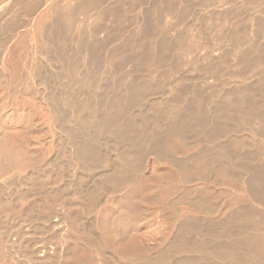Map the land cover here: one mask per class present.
<instances>
[{
	"label": "rangeland",
	"instance_id": "374dc122",
	"mask_svg": "<svg viewBox=\"0 0 264 264\" xmlns=\"http://www.w3.org/2000/svg\"><path fill=\"white\" fill-rule=\"evenodd\" d=\"M253 1L254 0H226L225 2H221V0H99L101 9L105 14V22L103 24H101L98 19L94 20L96 19V17L93 16L95 13H80V15L78 14V16L73 17V22L64 19L63 16L56 17L53 20L52 28L49 31V39L51 40L50 42L53 44V47L55 48L58 46L60 50H65V61L70 62L71 64L74 63L75 69H70L68 64L62 65L61 67L62 62H59L58 60L55 62V68L50 69L49 65L39 58V55H37L34 50V43L30 42L29 44V41H31V38L29 37L33 30L32 23H34L35 17L28 15L26 17L25 11L19 10L20 14L18 13L17 19L19 18V21L23 19L22 21L25 24H23L22 21L19 22V27L22 28L20 30L18 28V32L16 31V42L8 48L7 46L6 48H3L4 46L0 44L2 47L0 48V160H5L7 157L15 137L19 135L21 125H27L28 123L29 125H32L33 123L32 126L35 129L33 130L34 137L46 134L47 137L50 138H48L50 143L48 141L46 142L44 150H46L45 152L48 151V153L52 154H50L51 158H49V156L47 157V162L50 159L48 162L49 165L47 163L42 170L31 172L26 169L25 162L28 159L25 151H23L18 158L20 159L19 161H21V167L18 165L20 170L17 168L19 172H21V170H26L25 176L22 178L6 173L7 176L10 174L9 178L11 179L9 181V178L4 177L5 173L1 170L4 175L0 172V198L13 201L11 203L12 206H8L11 218L3 219V216L1 217V220L3 219L6 223V227L0 230L1 234L6 237L10 235V231L15 233L14 231L16 230L18 233L17 230H19V228L21 233L28 234L33 229L35 231L41 229L44 231L43 236L45 237V241L36 240L34 245H41L43 242L49 245L51 244L50 246L53 248L55 247L54 244L57 245L58 242L54 237L58 234V231L52 228L53 220L51 223L45 221L47 223L43 224L44 222H42L41 219L46 218H42V215L44 217V213L40 212L42 211V208H39L37 204L33 205L30 207L32 208V213L30 214L26 213L24 207L20 208L21 202L27 201L26 197L29 192L28 188L25 185H22V183H24L23 180L28 177V175L33 174L34 177L38 178L41 182L44 181L46 183V189L49 191L51 190V192L54 191L58 185L61 186L62 189L64 188L63 195L67 201L64 211H66V215H68V221L62 232L66 235V239L69 242L67 248L72 247V245L76 243L83 244L87 241L91 242L95 237L93 233L99 237L104 247H106L103 255H95L96 253L91 250L90 253L89 249H92L90 246L89 249L82 247L85 251L83 255L85 258L82 257V252L84 251L79 249V251H73L76 259H86L87 256V258L91 257L95 264H117V261L113 260V258L119 250V252L128 253L127 255L132 261H151L158 257L159 254H164V244L172 239L174 233L179 230L181 226L183 229L182 233L186 230L187 233L185 232V235L188 234L186 238L185 236L184 238L187 239L188 237V241H193L195 243L192 242L193 245L199 243L217 245L218 243V245L221 246L224 242L225 244L227 242V244H230L238 241L241 237H244V233H239L237 229L235 230L234 227L230 225V216L232 212L243 210L245 213H248L247 211L250 212L251 210L252 214L257 215L262 213L264 215L263 207L250 199L244 184L243 186L242 183L230 178L228 174L233 173V168L231 166L227 167L229 169H227V172L223 173L222 176L219 173H210L211 176H207L208 178L204 177V175H200L203 172V169H201L203 168L201 167L203 164L202 157L207 156L213 149V146H215L214 144L206 142V139L203 140V138H205V136L207 138L210 137V135H217L219 138L221 137V141L219 140L220 144L223 143L226 145L227 149H229V145L234 139H238L242 142L244 148H239L238 152L242 155V165L246 167L248 165V177H250L252 182V188L255 187L257 190V187H261L259 186L260 181L262 183L264 182V157L260 156L263 152L261 151V148L264 146V139L262 140V138H258L257 140H253L250 134L252 131H258L261 134L264 131L263 122L260 120L262 118L264 121V30L262 29V24L264 23V7L261 8L260 5L258 7L253 5ZM0 2L6 3V5L5 3H1L2 5L0 4V15H4V17L7 16L10 19L9 15L13 12L10 8L12 7L13 9L16 0H0ZM66 2H68V0H66ZM168 6L172 8V12L176 11L178 13L179 18L177 17L178 19L176 18L175 21V19L167 15L168 18L166 19L165 17H161L159 24L154 15L156 8L163 9ZM122 7L124 10H122ZM143 7L145 9H143ZM46 8L47 6H44L42 10ZM8 9H10V11H8L7 14V11L5 10ZM254 9L256 10L254 11ZM121 10L124 11L123 17L117 14L118 12L120 13ZM3 11L6 13H3ZM21 12L23 14H21ZM19 15L21 17L25 16L24 18H21ZM1 16L0 22L8 20L7 17H5L6 19L4 18V20H1V18L3 19V16ZM178 20L181 22H177ZM66 21L69 22L67 23ZM137 22L139 24H136ZM22 24L25 26L26 30L23 28ZM68 24L70 25L68 26ZM196 25L197 28H199V25H206L207 30H209V42L206 43L207 46L209 45V52H207V48L198 38V32L195 27ZM137 27H140V30ZM164 27L166 31H164ZM138 31L140 32L138 33ZM4 33L5 32L3 31L2 35H4ZM251 33L255 36L253 42H250L249 39L242 38L243 34L249 35ZM17 41H19V44L21 43V46ZM63 45L66 47L64 48ZM148 45L149 48L151 47L150 49L148 48ZM111 47L115 49L124 48L126 53L130 52V54H128V59L123 61V63L118 64L116 57L118 54L117 52L115 53V57H104V51ZM180 47L182 48L180 49ZM214 48H219L220 52L214 51ZM6 49L8 50L6 51ZM59 49L55 53L59 52ZM152 49L153 52H151ZM84 54L88 55L86 62H82L80 58L77 60V55ZM165 60L170 63L169 67L171 69L161 65ZM212 68L216 69V75H213L211 72ZM30 70H32V72H30ZM157 71L163 72L159 73ZM152 73H154V75ZM153 76H155V78ZM16 79L23 83V86L22 84L20 86L21 90H24V92H22L23 95L21 93H14L15 87L13 90V86L7 88V83L10 84V81L13 83ZM149 80L153 81L151 82ZM41 83H43L42 85H49L48 89L50 90V93L53 92L54 94L56 91L55 94L57 96H60L61 98L64 97V101L65 103L67 102V105L70 104L71 100H74L79 102V104L82 103L83 105H88V109L92 110L95 103L94 98H100L99 101L102 102V104H109L108 110L100 109L99 117H97V119L93 116V113L89 112V110L87 112L88 114L86 113L85 115L84 113V115L82 114L81 116V113L70 105L65 109L66 123L64 122V127L67 130V135L72 137L77 134L78 139L76 144L79 145L81 149L85 146L83 148H87V152L90 150V153H94L92 156L89 152V155L82 156L85 159H88L87 161L82 158L84 161H91L89 162L90 164L83 161L80 162V166L74 161H70L69 158L76 154V150L73 147L71 148L72 145L66 139L64 144L66 158L64 157L65 159L62 160V163L64 164L61 165V174L58 173L59 171L55 162L51 160L53 159L52 157H54L53 152L55 150V143L54 141L52 142L53 138L50 136L53 129V124H51V122L54 118L51 111H49L50 109L44 105L43 100L40 98L41 94H38L39 90L37 89L40 88H38V86H41ZM25 84L27 85V88L24 87L26 86ZM123 86L126 87L127 90L125 93L120 91V87L123 88ZM59 87H61V91L59 90ZM29 88V92H25V90ZM62 89L64 91H62ZM57 91L62 94H58ZM128 93H130V95ZM10 94L15 96H9ZM117 94L121 95L118 96ZM180 94L181 96H179ZM19 97L23 98L19 99ZM17 98L20 102L22 100L21 103L24 101L25 108L29 111L30 117L28 118L30 121L27 120L28 123L22 121V117L15 119L17 116H12V114H9V112L7 113V110L5 109L8 100H15V103H18L19 101H17ZM117 98L122 100L119 101V103H121V107L119 108L120 112L116 111L117 109L114 108V113H119L118 115H114L116 116L117 121L110 122V124L100 128V124H96V122L98 120L103 121L107 116L114 114L111 110V105H114L115 102H117ZM252 101L255 104V107L252 108L251 111L254 110L253 112L256 115H250L251 112L249 108L253 104ZM237 105L238 107H242V109L235 113L233 112V108ZM74 111H76V113H74ZM110 112H112V114ZM78 115L80 116L79 118L82 119L81 125L77 122L76 116ZM90 119H94L96 122L93 120L91 121ZM240 119L244 120V122L239 123ZM83 121H86V124H83ZM19 122H21V125ZM224 122L226 126L224 125ZM260 122L262 124H259ZM51 126L52 128H50ZM116 128L118 131H115ZM131 130L133 135L127 133ZM113 131L116 134H114ZM166 131L174 132V134L178 135H184L189 139V145L177 151L174 156L176 164H179L178 166H180L179 170L181 171L183 169L181 171L182 173L189 171L194 175L192 176L194 177L193 181L191 180L188 182L190 183H187L188 185H185L184 183H175L170 186V182L165 178L166 175L170 172L179 173L180 171L170 165V161L166 155L161 156L159 160L154 156L155 152L152 149V143L160 141L162 144L163 139L160 136ZM114 135H118V137H123L125 135L126 139L124 136L123 138L119 137L120 139L122 138L120 140ZM129 135H131L132 138ZM113 137L116 139L114 140ZM151 139L154 140L152 143H149V140L151 142ZM115 142L119 144L120 151L122 152L125 151L126 146L130 147L131 151L126 150L127 152H124L126 154L130 151L132 154L130 159L125 157V159H128H126L128 163L126 162L125 164V170L121 167L118 168L119 165L116 163L115 159L117 157V151L115 152L113 149ZM51 143L53 145H51ZM172 143L169 141L166 145L168 144L169 146L172 145ZM149 145L152 150L148 149ZM232 145H234V143H232ZM124 147L125 149L122 150ZM210 148L212 149L210 150ZM83 151L85 150L83 149ZM200 162L201 164L199 165ZM115 165H117L118 168L116 169L118 170L117 172L114 171ZM87 168L90 169L87 170ZM113 171L115 174L121 176L128 173L127 175L130 179V183L128 181L126 182V185L124 184L123 192L119 191L116 193L117 191L115 192L114 190L109 189L111 186L109 185V181ZM125 171L126 173H123ZM14 178L20 180H15ZM17 182L21 186L17 185ZM127 183H129V185H127ZM262 183H260V185ZM255 188L253 189L255 190ZM213 196L214 198L221 199L224 204L218 209L214 208L216 213L209 214L207 212L208 210H206L209 208H205V206H207L205 203L210 201ZM243 197H247L248 199H243ZM127 200L131 202L135 201L136 204H138L137 206H140L141 208H131ZM70 201H72V203ZM195 201L201 203L199 204L201 206L198 205L197 208H190L189 204H195ZM250 202L252 206L251 209L242 208L248 204L250 205ZM15 203L17 204V207H14L16 206ZM240 203L241 206L238 205ZM168 204H173L175 207L171 205V208ZM231 206L234 207L231 208ZM138 209L139 211H137ZM216 209L218 211H216ZM27 216H29L31 220L33 219L31 223L26 221L28 219ZM69 218H72V220H69ZM254 219L256 222H254ZM254 219L251 221V224H245L244 227H247L248 225L264 226V220L259 221L257 218ZM76 222L79 223L77 224ZM73 224L75 226H73ZM226 226L227 228L230 227V229H227ZM70 227H72V229ZM174 227H176V229ZM84 228L86 230H83ZM91 228H93L92 233ZM90 229L91 231L89 233ZM231 229L232 231H235L232 232ZM74 230L78 231V233ZM198 231L200 235H198ZM216 240L220 241L217 242ZM138 241L140 243H137ZM139 244H141V247ZM166 245L167 243L165 246ZM136 246H139L142 251H137ZM139 247H137L138 250ZM192 251L194 255L191 253ZM192 251H190V253H165L174 263L182 261L184 258L188 261L191 258L196 260L191 264H196V262L198 264L201 263L200 260L197 259L199 255L196 254L198 253L196 249H192ZM219 251L223 250L220 249ZM211 252L212 253L208 252L206 255H210L208 258L216 261L214 259L217 258L218 254L216 252L218 251L213 250ZM17 259L25 264V260H21L20 256H16L14 259L9 258L6 261L11 263L14 260L15 262L18 261ZM63 260L66 262V259L63 258L61 259V263ZM125 262L126 261H124V263ZM120 264H122V262H120Z\"/></svg>",
	"mask_w": 264,
	"mask_h": 264
},
{
	"label": "bare ground",
	"instance_id": "6f19581e",
	"mask_svg": "<svg viewBox=\"0 0 264 264\" xmlns=\"http://www.w3.org/2000/svg\"><path fill=\"white\" fill-rule=\"evenodd\" d=\"M7 1V0H6ZM14 1V0H13ZM64 0H16V2H15V6L13 7V9H12V7L10 8L11 9V11H13L12 12V17H11V15H9L10 16V19L7 17V16H5V17H7V19L8 20H4V15H2L3 16V19L1 18V20H4L3 22H0V44H2V46H4L3 48H6V46H7V48L8 47H10V45L12 46V44L14 45V42H16L15 41V38H16V31L18 32V28H19V30L22 28V27H19V22H21V21H19L20 19L18 18L17 19V16H18V13L20 14V12H19V10L20 11H25V15H26V17H27V15L28 16H34L33 18H34V23H32L33 25H32V33H31V35H30V37L29 38H31L30 40L31 41H29V44H30V42H33L32 44L34 45L33 47H34V50L36 51V53H37V55H39V58H41L42 60H44L45 62H46V64L47 65H49V67H50V69L52 68V69H54L55 68V62L58 60L59 62H62L61 63V67H62V65H65V64H68V67L70 68V69H75L74 67V63L73 64H71L70 62H67V61H65L66 60V58H64V54H65V50H60L59 49V47L57 46V47H53V44H51V40L49 39V31L51 30V28H52V23H53V20L56 18V17H58V16H63L64 17V19H68V20H73V17H75V16H78V14L80 15V13L81 14H85V13H87V14H90V13H95L93 16H95L96 17V19H94V20H99L100 22H101V24H103L104 22H105V20H104V17H105V14L103 13V10L101 9V6H100V4H99V0H68V2H66V0L63 2ZM226 0H221V2H225ZM10 2V1H9ZM2 2H0V4H1ZM5 3V2H4ZM4 3H2V4H4ZM205 3V2H204ZM220 3V2H219ZM238 3V2H237ZM260 3H262V4H260ZM1 4V5H2ZM182 4V3H181ZM181 4H180V6H181ZM221 4H223V3H221ZM5 5H6V3H5ZM253 5H255V6H261V8L262 7H264V0H254L253 1ZM44 6H47V8L46 9H44V10H42L43 8H44ZM226 6V5H225ZM228 6V5H227ZM255 6H252V7H255ZM182 7V6H181ZM179 8V7H178ZM10 9H8V10H5V11H7V14H8V11H10ZM141 9V8H140ZM143 9H145L144 7H143ZM122 10H124L123 9V7H122ZM120 11V13L118 12L117 14L118 15H120V16H122L123 17V15H124V11ZM172 10V8L170 7V6H168L167 8H163V9H157L156 8V12L154 13V15L156 16L155 18H156V20H157V22L159 23V21H160V19H161V17H165V19L166 18H168V16L169 17H171V18H173V19H175V21H176V18L178 17V13L176 12V11H174V12H172L171 11ZM239 10V9H238ZM256 9H254V11H255ZM5 11H3V13L5 12ZM141 11V10H140ZM178 11H180V10H178ZM112 12V11H111ZM2 13V12H1ZM2 13V14H3ZM6 13V12H5ZM11 13V12H10ZM140 13V12H139ZM253 13V12H252ZM258 13V12H257ZM6 14V15H7ZM21 14H23L22 12H21ZM255 14V13H254ZM24 15V16H25ZM168 15V16H167ZM1 16V15H0ZM1 16V17H2ZM20 16V15H19ZM24 16H20L21 18H24ZM88 16V15H87ZM126 16V15H125ZM232 16V15H231ZM26 17H25V19H26ZM66 17V18H65ZM95 17H93V18H95ZM191 17V16H190ZM233 17H234V15H233ZM28 18H30V17H28ZM32 18V19H33ZM179 18V17H178ZM177 18V19H178ZM227 18V17H226ZM6 19V18H5ZM121 19V18H120ZM184 19V18H183ZM192 19V18H191ZM225 19V18H224ZM63 20V19H62ZM170 20V19H169ZM179 20H182V19H179ZM177 21V22H181V21ZM74 21V20H73ZM72 21V22H73ZM91 21V20H90ZM138 21V20H137ZM172 21H174V20H172ZM184 21V20H183ZM252 21V20H251ZM25 22V21H24ZM67 22V21H66ZM69 22V21H68ZM67 22V23H68ZM71 22V23H72ZM96 22V21H95ZM99 22V23H100ZM188 22V21H187ZM250 22V21H249ZM22 23H23V21H22ZM28 23V22H27ZM27 23H26V25H27ZM222 23V22H221ZM253 23V22H252ZM23 24H25V23H23ZM23 24H22V26H23ZM29 24V23H28ZM136 24H139L138 22L136 23ZM160 24V23H159ZM224 24V23H223ZM30 25V24H29ZM28 25V26H29ZM70 24H68V26H69ZM75 25V24H74ZM178 25H179V23H178ZM229 25V24H228ZM251 25V24H250ZM136 26H138V25H136ZM172 26V25H171ZM27 27V26H26ZM30 27V26H29ZM28 27V28H29ZM155 27V26H154ZM177 27V26H176ZM196 27V29H197V32H198V38H199V40H200V42H202L204 45H205V47L207 48V52H209L210 51V48L207 46V44L206 43H208L209 42V34H208V32H209V30H207V26L206 25H199V28H197V25L195 26ZM225 27V26H224ZM23 28L25 29V26H23ZM138 29L140 28V27H137ZM24 29H22V30H24ZM104 29H106V28H104ZM164 29V31H166L165 30V27L163 28ZM180 29V28H179ZM262 29L264 30V23L262 24ZM26 30V29H25ZM140 30V29H139ZM5 32L4 33V35H2V32ZM29 31V30H28ZM27 31V32H28ZM140 31H138V33H139ZM162 32V31H161ZM214 32V31H213ZM212 32V33H213ZM220 33V32H219ZM229 33V32H228ZM19 34V33H18ZM22 34V33H21ZM30 34V33H29ZM57 34V33H56ZM216 34V33H215ZM218 34V33H217ZM21 36V35H20ZM48 36V37H47ZM18 37V36H17ZM24 37V36H23ZM242 38H244V39H249V41L250 42H253L254 41V39H255V36H254V34H249V35H247V34H243V36H242ZM140 39V38H139ZM213 39V38H212ZM237 39V38H236ZM71 40V39H70ZM143 40V39H142ZM154 40V39H153ZM132 41V40H131ZM135 41V40H134ZM231 41V40H230ZM233 41V40H232ZM244 41V40H243ZM19 41H17V43H18ZM63 42V41H62ZM65 42H66V40H65ZM184 42V41H183ZM182 42V43H183ZM197 42V41H196ZM238 42V41H237ZM74 43V42H73ZM127 43V42H126ZM152 43V42H151ZM151 43H150V46H151ZM188 43V42H187ZM249 43V42H248ZM19 44V43H18ZM21 44V43H20ZM19 44V45H20ZM61 44V43H60ZM63 44H64V42H63ZM198 44H199V42H198ZM214 44V43H213ZM17 45V44H16ZM26 45V44H25ZM76 45V44H75ZM127 45V44H126ZM135 45V44H134ZM200 45V44H199ZM21 46V45H20ZM27 46V45H26ZM25 46V47H26ZM64 46V45H63ZM63 46H62V48H63ZM113 46H115V45H113ZM188 46H190V45H188ZM249 46V45H248ZM32 47V48H33ZM66 46H64V48H65ZM127 47V46H126ZM125 47V48H126ZM211 47V46H210ZM217 47V46H216ZM0 48H2L1 47V45H0ZM16 48V47H15ZM56 48H58L60 51L59 52H57V53H55L56 51H58V49H56ZM148 48H149V45H148ZM151 48V47H150ZM149 48V49H150ZM182 47H180V49H181ZM188 48V47H187ZM137 49H138V47H137ZM189 49V48H188ZM2 50V49H1ZM8 49H6V51H7ZM26 50V49H25ZM33 50V51H34ZM157 50V49H156ZM185 50V49H184ZM214 51H218V52H220L219 51V48H214L213 49ZM20 51H21V49H20ZM30 51H32V50H30ZM34 51V52H35ZM113 51H115V52H113ZM166 51H167V48H166ZM25 52V51H24ZM29 52V51H28ZM85 52V51H84ZM88 52V51H87ZM118 53L117 54V63L118 64H120V63H123V61H125L126 59H128V57H129V55L128 54H130V52L129 53H126V50L124 49V48H121V49H118V48H113V47H111V48H108L106 51H104V54H105V56L104 57H107V56H109V58H111L112 56L113 57H115V53ZM128 52V51H127ZM147 52V51H146ZM151 52H153V49L151 50ZM186 52V51H185ZM3 53V52H2ZM35 53V54H36ZM78 53V52H77ZM184 53V52H183ZM150 54V53H149ZM149 54H148V56H149ZM185 54V53H184ZM1 55V54H0ZM3 55V54H2ZM6 55H8V54H6ZM17 55H18V52H17ZM23 55V54H22ZM76 55V54H75ZM189 55V54H188ZM238 55V54H237ZM36 56V55H35ZM58 56V57H57ZM164 56V55H163ZM230 56V55H229ZM6 57V56H5ZM24 57V56H23ZM102 57H103V54H102ZM160 57V56H159ZM7 58V57H6ZM17 58H19V57H17ZM26 58V57H25ZM69 58V57H68ZM78 58H80L81 59V61L82 62H86L87 61V59H88V55L87 54H84V55H77V60H78ZM3 59V58H2ZM24 59V58H23ZM22 59V60H23ZM131 59V58H130ZM149 60V59H148ZM154 60H155V58H154ZM186 60V59H185ZM110 61V60H109ZM21 62V61H20ZM25 62V61H24ZM67 62V63H66ZM172 62V61H171ZM209 62V61H208ZM113 63V62H112ZM149 63V62H148ZM23 64V63H22ZM25 64V63H24ZM33 64V63H32ZM57 64V63H56ZM161 64V63H160ZM1 65V64H0ZM35 65V64H34ZM158 65V64H157ZM162 66H166V67H168V68H170L169 66H170V63H168L166 60L165 61H163V64H161ZM105 66V65H104ZM109 66V65H108ZM145 66V65H144ZM172 66V65H171ZM226 66V65H225ZM27 67V66H26ZM111 67V66H110ZM257 67V66H256ZM35 68V67H34ZM65 68V67H64ZM152 68V67H151ZM155 68V67H154ZM153 68V69H154ZM110 69V68H109ZM171 69V68H170ZM155 70V69H154ZM157 70V69H156ZM165 70H166V68H165ZM164 71V70H163ZM162 71V72H163ZM167 71V70H166ZM30 72H32V70H30ZM68 72V71H67ZM73 72V71H72ZM71 72V73H72ZM157 72H159V73H162L161 71H157ZM168 72V71H167ZM211 72L213 73V75H216L217 74V71H216V69L215 68H212V70H211ZM33 73H34V71H33ZM93 73V72H92ZM112 73V72H111ZM164 73H166V72H164ZM38 74V73H37ZM70 74V73H69ZM153 75H154V73H152ZM71 75H74V74H71ZM70 75V76H71ZM97 75V74H96ZM156 75V74H155ZM212 75V76H213ZM75 76H76V74H75ZM93 76V75H92ZM157 76H158V74H157ZM164 76V75H163ZM150 77H151V75H150ZM154 78H155V76H153ZM244 77V76H243ZM242 77V78H243ZM38 78H39V76H38ZM73 78V77H72ZM79 78V77H78ZM159 78V77H158ZM219 78V77H218ZM153 79V78H152ZM70 80V79H69ZM72 80V79H71ZM131 80V79H130ZM55 81V80H54ZM56 81H57V79H56ZM149 81H151V80H149ZM153 81V80H152ZM151 81V82H152ZM41 82V81H40ZM59 82V81H58ZM46 83V82H45ZM64 83V82H63ZM21 84H22V86H23V83H21V82H19V81H17V79L15 80V82H13L12 83V81H10V84L9 83H7V88H9V86H13L12 88H13V90H14V87H15V91H14V93L16 92V93H21L22 95H23V93L22 92H24V90L22 91L21 90V88H20V86H21ZM40 84V83H39ZM43 83H41V86L39 85L38 86V88L39 89H37V90H39L38 91V94H41V96H40V98L43 100V103H44V105L45 106H47L50 110L49 111H51V113H52V116H53V118L54 119H52L51 121L53 122H51V121H49V122H51V124H53L52 126H53V129H52V132H51V137L53 138V140H52V142L54 141V143H55V150H54V157H52L53 159H51L52 161H54L55 162V165H56V167L58 168V173L59 174H61V171H62V169H61V165L62 164H64V163H62V160L63 159H65L66 158V156H65V140L67 139L68 140V142L72 145L71 146V148L73 147L75 150H76V154L75 155H73V156H71V158H69L70 159V161L72 160V162L74 161L75 163H77L78 165H80V162H83L84 161V157H82L83 155H89V153H90V150H89V147H88V152L86 151V149L87 148H83V147H85V146H81L82 147V149L80 148V146L79 145H77L76 143V141H77V139H78V136H77V134L76 135H74V136H72V137H70L69 135H67V130L65 129V127H64V125H65V123H66V120H65V109H67V107L70 105V106H72L73 108H75V109H77V111L79 112V113H81V116H82V114L84 115V113H85V115H86V113L88 112V105H83L82 103L81 104H79V102H77V101H74V100H71V97H70V100H71V102H70V104H66L65 103V99H64V97L63 98H61L60 96H57L56 94H55V92H54V94H53V92L52 93H50V90L48 89V86L49 85H47V84H44V85H42ZM50 84V83H49ZM84 84V83H83ZM82 84V85H83ZM161 84V83H160ZM180 84V83H179ZM26 85V84H25ZM85 85H86V83H85ZM84 85V86H85ZM89 85V84H88ZM159 85V84H158ZM163 85V84H162ZM29 86V85H28ZM124 86H125V84H124ZM123 86V88L122 87H120V91H123L124 93L127 91L126 90V87H124ZM160 86V85H159ZM24 87H26L27 88V85L26 86H24ZM86 87V86H85ZM156 87V86H155ZM263 87V86H262ZM60 88V89H59ZM58 89L61 91V87H59ZM70 88V87H69ZM78 88V87H77ZM81 88H83V87H81ZM166 88V87H165ZM55 89V88H54ZM67 89V88H66ZM75 89V88H74ZM138 89H139V87H138ZM158 89H159V87H158ZM7 90H10V89H7ZM29 90H30V88L29 89H26L25 90V92H29ZM52 90V89H51ZM156 90H157V88H156ZM53 91V90H52ZM62 91H64L63 89H62ZM119 91V90H118ZM136 91V90H135ZM4 92V91H3ZM58 92V91H57ZM66 92V91H65ZM77 92V91H76ZM131 92V91H130ZM183 92V91H182ZM13 93V92H12ZM59 93H61V92H58V94ZM68 93H69V91H68ZM6 94V93H5ZM18 94V95H19ZM62 94V93H61ZM60 94V95H61ZM77 94V93H76ZM129 95H130V93H128ZM239 94V93H238ZM4 95V94H3ZM2 95V96H3ZM12 94H10L9 96H11ZM65 95V94H64ZM118 95V94H117ZM121 95V94H120ZM120 95H118V96H120ZM190 95V94H189ZM8 96V97H9ZM12 96H15V95H12ZM19 96H21V95H19ZM69 96V95H68ZM89 96H91V95H89ZM136 96V95H135ZM179 96H181V94L179 95ZM240 96V95H239ZM24 97V96H23ZM23 97H19V99L20 98H23ZM76 97V96H75ZM97 97V96H96ZM138 97V96H137ZM185 97V96H184ZM197 97V96H196ZM220 97V96H219ZM222 97V96H221ZM240 97H242V96H240ZM73 98V97H72ZM120 98V97H119ZM119 98H117L116 100H117V102H115V104L114 105H111L112 106V108H111V110H112V112L114 113V108H116L117 110L116 111H118V112H120L119 111V108L121 107V103H119V101H122L121 99L119 100ZM128 98V97H127ZM203 98V97H202ZM211 98V97H210ZM218 98V97H217ZM227 98H228V96H227ZM14 99H16V98H14ZM68 99H69V97H68ZM67 99V100H68ZM95 99V103H94V107H93V109L92 110H89V112L90 113H93L92 115L93 116H95L96 117V119H97V117H99V112H100V109H104V110H108V108H109V104L108 103H106V104H102V102H100L99 101V99L100 98H94ZM186 99H187V97H186ZM226 99V98H225ZM125 100H126V98H125ZM178 100V99H177ZM182 100V99H181ZM227 100V99H226ZM262 100V99H261ZM260 100V101H261ZM17 101H19L18 100V98H17ZM92 101V100H91ZM179 101V100H178ZM220 101H221V99H220ZM225 101V100H224ZM8 103L5 105V109L7 110V113L9 112V114L11 113L12 114V116L14 115V116H17V118H15V119H18V117H22L23 118V120L22 121H25L26 123H28L27 122V120L28 121H30L29 120V118L28 117H30V114H29V111L25 108V103H24V101H23V103H21L22 102V100H21V102L19 101L18 103L16 102L15 103V100H8L7 101ZM81 102V101H80ZM107 102H108V100H107ZM125 102V101H124ZM181 102V101H180ZM204 102V101H203ZM226 102V101H225ZM239 102V101H238ZM91 103V102H90ZM229 103V102H228ZM252 103H253V101H252ZM112 104V103H111ZM162 104V103H161ZM177 104V103H176ZM235 104H238V103H235ZM24 105V106H23ZM108 105V106H107ZM174 105V104H173ZM222 105V104H221ZM223 105H224V102H223ZM245 105V104H244ZM177 106H179V105H177ZM183 106V105H182ZM230 106V105H229ZM234 106V105H233ZM232 106V107H233ZM240 106V105H239ZM46 107V108H47ZM125 107V106H124ZM163 107V106H162ZM176 107V106H175ZM185 107V106H184ZM224 107V106H223ZM232 107H231V109H232ZM255 107V104L253 103L252 104V106L249 108L250 109V115H256L253 111H251L252 110V108H254ZM3 108V107H2ZM47 108V109H48ZM153 108H154V106H153ZM46 109V110H47ZM223 109V108H222ZM230 109V108H229ZM242 109V107H238V105L237 106H235L234 108H233V112H235L236 113V111H240ZM71 110H73V109H71ZM156 110V109H155ZM176 110H178V109H176ZM181 110V109H180ZM211 110V109H210ZM246 110V109H245ZM122 111V110H121ZM124 111V110H123ZM108 112V111H107ZM106 112V113H107ZM112 112H110L111 114H112ZM151 112H152V110H151ZM157 112V111H156ZM226 112V111H225ZM50 113V112H49ZM74 113H76V111H74ZM155 113V112H154ZM234 113V114H235ZM88 114V113H87ZM97 114H98V116H97ZM117 113H114V114H112V115H109V116H107V118H105L103 121L101 120V121H95L94 119H90L91 121L93 120V121H95L96 122V124H100V128L101 127H103V126H105V125H107V124H110V122H113V121H117L116 120V116H114V115H116ZM119 114V113H118ZM117 114V115H118ZM123 114V113H122ZM228 114V113H227ZM232 114V113H231ZM242 114V113H241ZM50 115V114H49ZM75 115V114H74ZM156 115V114H155ZM165 115V114H164ZM230 115V114H229ZM240 115V114H239ZM238 115V116H239ZM106 116V115H105ZM112 116V117H111ZM169 116V115H168ZM171 116H172V114H171ZM262 116V115H261ZM75 117V116H74ZM80 116L78 115V116H76V118H77V122L81 125L82 124V119L81 118H79ZM90 117V116H89ZM225 117V116H224ZM251 117V116H250ZM48 118H50V117H48ZM52 118V117H51ZM87 118H88V116H87ZM103 118V117H102ZM21 119V118H20ZM19 119V120H20ZM26 119V120H25ZM85 119H86V117H85ZM84 119V120H85ZM141 119V118H140ZM171 119V118H170ZM192 119V118H191ZM224 119V118H223ZM134 120V119H133ZM167 120V119H166ZM204 120V119H203ZM246 120V119H245ZM262 122H263V125H264V121H263V119L261 118L260 119ZM21 121V122H22ZM87 121V120H86ZM85 121V122H86ZM145 121V120H144ZM232 121V120H231ZM251 121V120H250ZM21 122H19L20 123V125H21ZM24 122V123H25ZM65 122V123H64ZM84 121H83V124L85 123ZM162 122H163V120H162ZM161 122V123H162ZM244 122V120H242V119H240V121H239V123H243ZM88 123V122H87ZM136 123V122H135ZM141 123H143V122H141ZM147 123V122H146ZM170 123V122H169ZM223 123V122H222ZM228 123H230V122H228ZM232 123V122H231ZM50 124V125H51ZM86 124V123H85ZM113 124V123H112ZM144 124H145V122H144ZM143 124V125H144ZM259 124H262L261 122L259 123ZM29 123L26 125H24V124H22L21 125V127H20V129H19V135L17 136V137H15V139H14V141H13V145H12V147H11V149H10V151H9V153H8V155H7V157L5 158V160H0V172L1 173H5V176L4 177H8L9 178V176H10V174L11 175H13V176H16V177H19V178H22V177H24L25 176V171L26 170H21V172H19L18 170H20L19 168H18V165L20 166V163H21V161H19L20 159H18L19 157H20V155L22 154V152L23 151H25V154H26V156H27V161L25 162V166H26V169H28V170H30L31 172H33V171H35V170H42L43 168H44V166L50 161V159H49V161L47 162V157L49 156V158H51L50 156V154H52V153H48V151L47 152H45L46 150H44L45 149V145H46V142L48 141V138L49 137H47V135L46 134H44V135H41V136H38V137H34L33 136V130H35L34 129V127L32 126L33 125V123H32V125H29ZM222 125V124H221ZM224 125H225V122H224ZM52 126L50 127V128H52ZM78 126V125H77ZM141 126H142V124H141ZM144 126H146V125H144ZM178 126V125H177ZM192 126V125H191ZM226 126V125H225ZM92 127V126H91ZM119 127V126H118ZM134 127V126H133ZM140 127V126H139ZM175 127V126H174ZM246 127V126H245ZM106 128V127H105ZM105 128H103V129H105ZM155 128V127H154ZM163 128V127H162ZM81 129V128H80ZM114 130V129H113ZM118 131V129L116 128L115 129V131ZM162 130V129H161ZM185 130V129H184ZM187 130V129H186ZM101 131V130H100ZM109 131V130H108ZM135 131V130H134ZM179 131V130H178ZM231 131H233V130H231ZM260 131V130H259ZM82 132V131H81ZM114 132V131H113ZM121 132V131H120ZM71 133V132H70ZM69 133V134H70ZM127 133H131L132 134V130L130 131V132H127ZM136 133V132H135ZM141 133V132H140ZM192 133V132H191ZM53 134V135H52ZM72 134V133H71ZM111 134L113 135V133L111 132ZM114 134H116L115 132H114ZM185 134V133H184ZM250 134H251V138L253 139V140H257L258 138H262V140L264 139V131H263V133L261 134L260 132H258V131H252V132H250ZM133 135V134H132ZM143 135V134H142ZM187 135V134H186ZM201 135V134H200ZM220 135V134H219ZM223 135V134H222ZM43 136V137H42ZM115 136V135H114ZM125 136V135H124ZM123 136V137H124ZM126 136H127V134H126ZM126 136H125V139H126ZM129 136H131V135H129ZM134 136H135V134H134ZM150 136V135H149ZM197 136V135H196ZM207 136H209V135H207ZM231 136V135H230ZM245 136V135H244ZM69 137V138H68ZM116 138L118 137V135H116L115 136ZM119 137H122V136H119ZM117 138V139H120V138ZM122 137V138H123ZM128 137V136H127ZM151 137V136H150ZM153 137V136H152ZM160 137H162V144H161V142L160 141H155V142H153L152 143V141L155 139L154 137V139H151V142H150V140H149V143H152L153 144V146H152V149H153V151L155 152L154 154V156L157 158V160H159L160 159V157L161 156H163V155H166L167 157H168V159H169V161H170V165L171 166H173L175 169H177V170H179L180 169V166H178L179 164H176V161L174 160V156L176 155V153H177V151H179L180 149H182L183 147L185 148L187 145H189V139H187V137L186 136H184V135H178V134H174V132L172 133V132H168V131H166L165 133H162L161 134V136ZM160 137H159V139H160ZM51 138V139H52ZM115 138V139H116ZM121 138V139H122ZM129 138V137H128ZM131 138H132V136H131ZM147 138V137H146ZM149 138V137H148ZM221 138V137H220ZM220 138H219V136H217V135H214V136H211L210 135V137H207L206 138V136H205V138H203V140L204 139H206L205 141L206 142H208V143H211V144H214L215 146H213V149L212 148H210V153L207 155V156H203L202 158H203V164H202V166L201 167H203V168H201V169H203V172H202V174L200 175V176H203L204 175V177H206V178H208L207 176H211L210 175V173L211 174H217V173H219L221 176H222V174L223 173H225V172H227V169H229V168H227V167H229V166H231L232 168H233V173H229L228 175L230 176V178L232 179V180H235V181H237V182H240V183H242V185L244 184L245 185V187H246V190L248 191V194H249V197H250V199L252 200V201H254L256 204H260L262 207H263V209H264V182L262 183L261 181H260V183H262L261 185H260V183H259V186H261L260 188L259 187H257V190H256V188L255 187H253V188H255V190L252 188V182H251V180H250V177H248L249 176V171H248V165H247V167L246 166H244V165H242L243 164V160H242V155L238 152V150H239V148L241 149V148H244V144H242V142H240L238 139H234L233 140V142L232 143H234V145H232V143L229 145V149H227V146L226 145H224L223 143H221L220 144V142H219V140H220ZM50 139V138H49ZM113 139H114V137H113ZM114 139V140H115ZM120 139V140H121ZM144 139H145V137H144ZM150 139V138H149ZM158 139V138H157ZM156 139V140H157ZM158 139V140H159ZM79 140H80V138H79ZM85 140V139H84ZM91 140V139H90ZM129 140V139H128ZM132 140V139H131ZM200 140V139H199ZM92 141V140H91ZM148 141V140H147ZM169 141H171V143H172V145H169L168 146V144L166 145V143L167 142H169ZM221 141V140H220ZM225 141V140H224ZM245 141V140H244ZM49 142V141H48ZM83 142V141H82ZM116 142H117V140H116ZM115 142V144L113 145V149H114V151L117 153V157H116V163H117V165H119V167L118 168H123L124 169V167L126 166L125 164H126V159L128 158V159H130V156L132 155L131 153H130V147L129 146H126V149H125V147L122 149V150H124L125 149V151L126 150H130L128 153H124V152H122V151H120V146H119V144H117ZM119 142H121V141H119ZM128 142V141H127ZM130 142V141H129ZM50 143V142H49ZM250 143V142H249ZM78 144H79V142H78ZM136 144V143H135ZM51 145H53L52 143H51ZM66 145H67V143H66ZM132 145V144H131ZM249 145V144H248ZM125 146V145H124ZM144 147H146L145 145H143ZM168 146V147H167ZM232 146V147H231ZM235 146V147H234ZM54 147V146H53ZM143 147V148H144ZM209 147V146H208ZM212 147V146H211ZM256 147V146H255ZM132 148V147H131ZM54 149V148H53ZM83 149L85 150V151H83ZM147 149V148H146ZM148 149H151V147H150V145H149V148ZM151 149V150H152ZM82 153H81V152ZM141 151V150H140ZM147 151V150H146ZM243 151V150H242ZM261 151H263L262 152V154L260 155V156H262V157H264L263 155H264V146L261 148ZM127 152V151H126ZM250 152V151H249ZM75 153V152H74ZM208 153V152H207ZM91 154V156H92V154H94V153H90ZM138 154V153H137ZM146 154V153H145ZM52 155V156H53ZM67 155V154H66ZM96 155V154H95ZM100 155V154H99ZM259 155V154H258ZM65 157V158H64ZM90 157V156H89ZM125 157H127L126 159H125ZM133 157H134V154H133ZM138 157V156H137ZM136 157V158H137ZM82 158H84V159H82ZM132 158V157H131ZM22 159V158H21ZM127 159V160H128ZM23 160V159H22ZM85 160H87L88 161V159L86 158ZM92 160H93V158H92ZM18 161H19V164H18ZM136 161H138V160H136ZM242 161V162H241ZM245 161V160H244ZM23 162V161H22ZM64 162V161H63ZM85 163H87V164H90L89 162H91V161H89V162H86V161H84ZM106 162V161H105ZM247 162V161H246ZM250 162V161H249ZM51 163V162H50ZM70 163V162H69ZM85 163H83V164H85ZM103 163H104V161H103ZM128 163V162H127ZM138 163V162H137ZM159 163V162H158ZM187 163V162H186ZM54 164V163H53ZM201 164V162L199 163V165ZM251 164V163H250ZM48 165H49V163H48ZM117 165H115L114 167V171H118V170H116V169H118L117 168ZM81 166V165H80ZM85 166V165H84ZM128 166V165H127ZM170 166V167H171ZM21 167V166H20ZM90 167V166H89ZM133 167V166H132ZM131 167V168H132ZM135 167V166H134ZM137 167V166H136ZM17 168H18V170H17ZM75 168V167H74ZM108 168V167H107ZM107 168H105V169H107ZM129 168V167H128ZM139 168V167H138ZM200 168V167H199ZM84 169V168H83ZM90 169V168H89ZM88 168H87V170H89ZM3 172H2V171ZM102 170H103V168H102ZM125 170V169H124ZM126 170H127V168H126ZM137 170V169H136ZM141 170V169H140ZM183 170V169H182ZM181 170V171H182ZM113 171V173H111V177H110V183H109V185H111L110 187H112V188H110L109 187V189H111V190H114L116 193H118L119 191L120 192H123L122 190H123V187H124V184L126 185V182H128L130 179H129V177H128V173L126 174V175H124V176H121V175H119V174H115V172ZM131 171V170H130ZM133 171H135V170H133ZM180 171V170H179ZM179 172V173H172V172H170V173H168L167 175H166V179L168 180V182H170V186H171V184H175V183H184L185 185L188 183V182H190L191 180L193 181V179H194V177H192V176H194V175H192L189 171V173L187 172V171H185V172ZM250 171H251V169H250ZM89 172V171H88ZM129 172V171H128ZM168 172V171H167ZM216 172V173H215ZM4 173H3V175H4ZM6 173H10V174H8V176L6 175ZM120 173V172H119ZM123 173H126V171L125 172H123ZM130 173V172H129ZM207 175H206V174ZM122 174V173H121ZM133 174V173H132ZM2 175V174H1ZM130 176V175H129ZM219 176V175H218ZM262 176V175H261ZM3 177V176H2ZM134 177V176H133ZM198 177V176H197ZM13 178V177H12ZM164 178V177H163ZM200 178V177H199ZM198 178V179H199ZM10 179L11 178H9V181H10ZM15 180L16 179H18V178H14ZM107 179V178H106ZM165 179V180H166ZM196 179V178H195ZM18 180H20V179H18ZM6 181V180H5ZM4 181V182H5ZM13 181V180H12ZM103 181V180H102ZM23 182L25 183H22V185H25L27 188H28V195H27V201H25V202H21V205H20V208L21 207H24V210L26 211V213H28V214H30V213H32V208H30V207H32L33 205H38V207L39 208H42V211H40V212H43L44 213V217H43V215H42V218H46V219H41V221L42 222H44L43 224H45V223H47V222H50L51 223V221H52V228L53 229H56L57 231H58V234H56L55 235V237H54V239L58 242L57 243V245H55L54 244V248L52 247V246H50L49 244H47V243H44L43 242V244H41V245H34L35 244V241L36 240H42V241H45V237L43 236L44 234H43V230H32V231H30V233L28 234V233H21L19 230H20V228H19V230H17L18 231V233L16 232V230L14 231L15 233H13L12 231H8L9 232V234L10 235H8V236H6L5 237V235L3 236L2 234H1V231H0V264H24L23 262H20L18 259V261H16L15 262V260L13 261V260H11V261H13V262H11V263H8L6 260H8L9 258L10 259H14V258H16V256H20V258H21V260H25L24 262H25V264H95V263H93V260H92V258L91 257H88L87 258V256H86V259H76L75 258V256H74V254H73V251H76V250H78L79 251V249H81V250H83L82 249V247H84L85 249H89V246H90V248H92V249H89V252L91 253V251H94L96 254L95 255H97V254H99V255H103L105 252H104V250L106 249V247H104V245L102 244V242H101V240L99 239V237H97L96 236V234L95 233H93L94 235H95V237H94V239L90 242V241H87V242H89V243H83V244H80V243H76V244H74V245H72V247H68L67 248V246H68V241H67V239H66V235H64V233L62 232L63 230H64V226H65V224H66V222L68 221V215H66V211H64L65 209V207H66V198H64V195H63V192H64V188L62 189V187L61 186H59L58 184V186H57V188H55V190L54 191H52L51 192V190L49 191V190H47L46 189V183L43 181V182H41L38 178H35L34 177V175L33 174H30V175H28V177H26L24 180H23ZM223 182V181H222ZM12 183V182H11ZM20 183V182H19ZM129 183H130V181H129ZM129 183H127V185H129ZM16 184V183H15ZM107 184V183H106ZM167 184V183H166ZM165 184V185H166ZM188 184H190V183H188ZM187 184V185H188ZM17 185H19L18 184V182H17ZM108 185V186H109ZM169 185V184H168ZM243 185V186H244ZM19 186H21V185H19ZM103 186V185H102ZM107 186V185H106ZM174 186V185H173ZM184 186V185H183ZM175 187H177V186H175ZM263 187V188H262ZM79 188V187H78ZM171 188V187H170ZM179 188V187H178ZM190 188V187H189ZM83 189V188H82ZM88 189V188H87ZM172 189V188H171ZM111 190H109V191H111ZM188 190V189H187ZM190 190V189H189ZM75 191V190H74ZM73 191V192H74ZM85 191V190H84ZM87 191V190H86ZM186 191V190H185ZM191 191V190H190ZM92 192V191H91ZM96 192V191H95ZM98 192V191H97ZM114 192V193H115ZM127 193V192H126ZM186 193V192H185ZM76 194V193H75ZM77 195H79V194H77ZM95 195V194H94ZM210 196H211V194H210ZM215 196V195H214ZM214 196H213V198L210 200V201H206L207 203H205V205H207V206H205V208H209V209H206V210H208L207 212L209 213V214H214V213H216L215 212V209L214 208H220V206L222 205V204H224V202H222V200L221 199H217V198H214ZM90 197V196H89ZM125 197V196H124ZM184 197V196H183ZM218 197V196H217ZM94 198V197H93ZM176 198V197H175ZM199 198V197H198ZM245 197H243V199H244ZM247 198V197H246ZM245 198V199H246ZM88 199V198H87ZM95 199V198H94ZM101 199V198H100ZM184 199V198H183ZM248 199V198H247ZM89 200V199H88ZM93 200V199H92ZM98 200V199H97ZM185 200V199H184ZM250 200V201H251ZM91 201V200H90ZM99 201V200H98ZM125 201H126V199H125ZM124 201V202H125ZM158 201V200H157ZM192 201V200H191ZM204 201V200H203ZM242 201H244V200H242ZM13 201L12 200H8V199H2V198H0V220H1V217L3 216V219H9V218H11L10 217V215H9V208H8V206L10 205V206H12V203ZM71 203H72V201H70ZM78 202V201H77ZM127 202H128V204H129V206L131 207V208H141L140 206L138 207L137 205L138 204H136V202L135 201H133V202H131V201H129V200H127ZM126 202V203H127ZM193 202V201H192ZM240 202V201H239ZM19 203V202H18ZM82 203V202H81ZM167 203V202H166ZM170 203V202H169ZM172 203V202H171ZM246 203V202H245ZM248 203V202H247ZM77 204V203H76ZM125 204V203H124ZM188 204H189V202H188ZM199 204H201V203H198V202H196L195 201V204H192L191 205V203L189 204V206H190V208H197L198 207V205ZM203 204H204V202H203ZM15 205L16 206H14V207H17V204L15 203ZM93 205V204H92ZM91 205V206H92ZM95 205V204H94ZM169 205V204H168ZM172 206H173V204H171ZM171 205H169V206H171ZM233 205H235V204H233ZM238 205H240L241 206V203L240 204H238ZM245 205V204H244ZM71 206V205H70ZM172 206H171V208H172ZM199 206H201V205H199ZM204 206V205H203ZM173 207H175V205L173 206ZM234 206H231V208H233ZM255 207V206H254ZM58 208H61V209H58ZM93 208V207H92ZM95 208V207H94ZM177 208V207H176ZM235 208H237V207H235ZM242 208H252V206H251V202H250V205L248 204V205H246L245 207L243 206ZM68 209V208H67ZM216 209V211H218ZM249 209V210H250ZM62 210V211H61ZM89 210V209H88ZM11 211V210H10ZM137 211H139V209L137 210ZM234 211V210H233ZM125 212V211H124ZM248 213H245V211H243V210H237V211H234V212H232V214H231V216H230V221H231V226L232 227H234V229L236 230H238L239 231V233H244L245 235H244V237H241V239H239L238 241H236V242H232V243H230V244H225V242H224V244H222L221 246L220 245H218V243H217V245H213V244H209V243H199V244H197V245H193L192 244V242L193 241H188L189 239H188V237H187V239H185L186 238V236L188 235V234H186L185 235V232L187 233V231L185 230V232L184 233H182V231H183V229H182V226H181V228L179 229V230H175L176 232L174 233V235H173V237H172V239L170 240V241H168V242H166L167 243V245L165 246V244H164V246L163 247H165V252L168 254V253H178V252H182V253H185V252H189L190 253V251H192V249H196V251L198 252V253H196L197 255H199V257H197V255H196V257H197V259H199L200 260V262L201 263H199V264H264V226H245L244 227V225L245 224H251V221L254 219V218H257V219H259V221L261 220V221H263L264 220V215L261 213H259V214H257V215H255V214H252L251 213V210H250V212L249 211H247ZM264 212V211H263ZM254 213H256V212H254ZM41 214V213H40ZM137 214H138V212H137ZM142 214V213H141ZM140 214V215H141ZM12 215V214H11ZM40 216V215H39ZM80 216V215H79ZM28 217V219L26 220L27 222H29V223H31L32 221H33V219L31 220L30 218H29V216H27ZM13 218V217H12ZM17 218V217H16ZM19 218V217H18ZM1 220L0 221V230H2V228H4V227H6L5 225H6V223L4 222V220ZM12 220H14V219H12ZM69 220H72V218H69ZM74 220V219H73ZM25 221V222H26ZM45 221H47V222H45ZM74 222V221H73ZM254 222H256L255 221V219H254ZM264 222V221H263ZM77 223V222H76ZM79 223V222H78ZM77 223V224H78ZM28 224V223H27ZM69 224V223H68ZM75 224V223H74ZM73 224V226H75ZM224 224V223H223ZM258 224V223H257ZM264 224V223H263ZM49 225V224H48ZM226 225V224H225ZM229 225V226H230ZM262 225V224H261ZM69 226H70V224H69ZM72 226V227H73ZM83 226V225H82ZM185 226V225H184ZM195 226V225H194ZM223 226V225H222ZM30 227V226H29ZM72 227H70L71 229H72ZM84 227V226H83ZM198 227V226H197ZM200 227V226H199ZM205 227V226H204ZM215 227V226H214ZM33 228V227H32ZM74 228V227H73ZM88 228V227H87ZM172 228V227H171ZM171 228H169V229H171ZM175 229H176V227H174ZM173 228V229H174ZM216 228V227H215ZM219 228V227H218ZM223 228V227H222ZM226 228H227V226H226ZM229 229H230V227H228ZM227 228V229H228ZM29 229V228H28ZM76 229V228H75ZM91 229H92V231H91ZM90 230H89V233H90V231H91V233L93 232V228H91ZM178 229V228H177ZM186 229V228H185ZM201 229V228H200ZM224 229V228H223ZM233 229V228H232ZM232 229H231V231H232ZM30 230V229H29ZM83 230H86L85 228L83 229ZM189 230V229H188ZM235 230H233L232 232H234ZM74 231H76V230H74ZM88 231V230H87ZM224 231V230H223ZM222 231V232H223ZM229 231V230H228ZM23 232V231H22ZM67 232V231H66ZM73 232V231H72ZM71 232V233H72ZM77 233H78V231H76ZM85 232V231H84ZM83 232V233H84ZM190 232V231H189ZM248 232H250V233H248ZM48 233V232H47ZM171 233V232H170ZM237 233V232H236ZM93 235V236H94ZM196 235V234H195ZM198 235H200L199 234V231H198ZM212 235V234H211ZM226 235V234H225ZM80 236V235H79ZM84 236V235H83ZM184 236H185V238H184ZM209 236V235H208ZM240 236H242V235H240ZM220 237V236H219ZM234 237V236H233ZM171 238V237H170ZM203 238V237H202ZM235 238V237H234ZM50 239V238H49ZM53 239V240H54ZM79 239V238H78ZM222 239H224V238H222ZM236 239V238H235ZM238 239V238H237ZM87 240V239H86ZM89 240V239H88ZM120 240V239H119ZM123 240V239H122ZM215 240V239H214ZM48 241V240H47ZM140 241V240H139ZM137 242V243H140V242ZM217 242H219L218 240H216ZM215 241V242H216ZM117 242V241H116ZM194 243V242H193ZM197 243V242H196ZM80 244V245H79ZM124 244V243H123ZM163 244V243H162ZM195 244V243H194ZM120 245V244H119ZM135 245H136V243H135ZM114 246V245H113ZM139 246L141 247V244H139ZM139 246H136V250L137 251H142V249H140V247ZM122 247V246H121ZM137 247H139V250L137 249ZM110 249H111V247H110ZM116 249H117V247H116ZM116 249H115V252H116ZM127 249V248H126ZM126 249H124V250H126ZM134 249H135V247H134ZM161 249H162V247H161ZM220 249H222L223 251H219ZM91 250V251H90ZM112 250V249H111ZM124 250H122V251H124ZM135 250V251H136ZM144 250V249H143ZM210 250V251H209ZM218 251V252H216L217 254H218V256H217V258L216 257H214V258H216V259H214V260H216V261H213L212 259H209L208 257L210 256H208V255H206V254H208V252H210V253H212L211 251ZM84 251V250H83ZM158 252V251H157ZM163 252V251H162ZM164 252V254L162 253V255H160L159 254V256L158 257H156L154 260H151V261H132L131 259H129V257H128V253L126 254L125 252H119V250H118V252H116V254H115V256H114V258H113V260H115V261H117V264H118V262H119V264H120V262H122V264L124 263V261H126L124 264H188L189 263V261H190V263L189 264H191V263H193V262H195L196 260L195 259H189V261L188 260H185V258H184V260H182V261H179V262H176V263H174V262H172L170 259H169V256L166 254ZM84 253H85V251L84 252H82V257H83V255H84ZM113 253H114V251H113ZM138 253V252H137ZM159 253V252H158ZM161 253V252H160ZM188 253V254H189ZM193 255H194V253H193V251L191 252ZM215 253V252H214ZM87 254V253H86ZM109 254H110V252H109ZM134 254V253H133ZM155 255V254H154ZM181 255V254H180ZM90 256V255H89ZM136 256V255H135ZM171 256V255H170ZM13 257V258H12ZM23 257V258H22ZM105 257V256H104ZM128 257V258H127ZM175 257V256H174ZM173 257V258H174ZM179 257V256H178ZM188 257V256H187ZM195 257V258H196ZM63 258H65L66 259V262H64V260H63V262L61 263V259H63ZM83 258H85V257H83ZM103 258V257H102ZM133 258V257H132ZM172 258V257H171ZM59 259V260H58ZM99 259V258H98ZM104 259V258H103ZM181 259V258H180ZM183 259V258H182ZM141 260V259H140ZM199 260H198V262H199ZM98 261V260H97ZM104 261V260H103ZM115 261H113V262H115ZM115 264V263H114ZM196 264H198L197 262H196Z\"/></svg>",
	"mask_w": 264,
	"mask_h": 264
}]
</instances>
